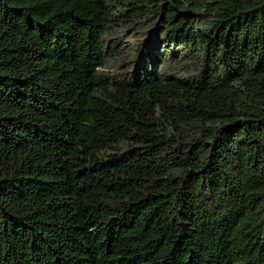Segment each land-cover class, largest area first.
<instances>
[{
	"label": "trees",
	"instance_id": "1",
	"mask_svg": "<svg viewBox=\"0 0 264 264\" xmlns=\"http://www.w3.org/2000/svg\"><path fill=\"white\" fill-rule=\"evenodd\" d=\"M0 264H264V0H0Z\"/></svg>",
	"mask_w": 264,
	"mask_h": 264
}]
</instances>
